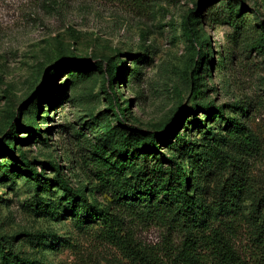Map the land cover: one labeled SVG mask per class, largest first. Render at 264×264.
Returning <instances> with one entry per match:
<instances>
[{
    "label": "rangeland",
    "instance_id": "374dc122",
    "mask_svg": "<svg viewBox=\"0 0 264 264\" xmlns=\"http://www.w3.org/2000/svg\"><path fill=\"white\" fill-rule=\"evenodd\" d=\"M228 4L239 13L229 17ZM195 13L204 31L197 28L187 37L185 26ZM263 30L264 0H0V143L13 121L22 140L13 145L14 160L0 154V163L13 168L24 156L44 178L43 187H36L18 166L13 172L0 170V236L8 241L16 237L15 251L40 264L120 261L114 249L79 229L63 211L66 195L53 169L42 165L54 163L69 187L83 190L89 203L95 199L99 208L109 205L110 195L98 180V150L103 144L110 147L119 131H127L108 111L105 74L61 73L54 81L61 92L36 112L31 108L46 91L50 70L77 59L120 68V79L112 86L119 108L125 109L123 123L142 133L161 132L180 106L189 108L193 102L213 101L225 119L236 118L242 107V121L260 146L257 155L248 158L249 197L264 195ZM194 36L203 40L212 60L211 67L205 63L198 72L201 93L193 92L198 51ZM186 121L193 123L186 115L173 134L181 132ZM207 126L222 133L225 124L215 117ZM34 131H40L41 141ZM191 140L200 142L202 135L195 130ZM252 204L247 199L243 208ZM42 234L53 236L41 244L36 237ZM163 234L154 225L137 230L150 244Z\"/></svg>",
    "mask_w": 264,
    "mask_h": 264
},
{
    "label": "trees",
    "instance_id": "16d2710c",
    "mask_svg": "<svg viewBox=\"0 0 264 264\" xmlns=\"http://www.w3.org/2000/svg\"><path fill=\"white\" fill-rule=\"evenodd\" d=\"M228 5L229 17L239 13L236 6ZM197 28L204 31L199 14L195 13L185 26L187 37ZM259 41L263 46L264 35ZM193 42L198 48L193 92L201 93L203 79L198 72L205 63L211 67L212 60L203 40H195L194 36ZM219 55L221 65V52ZM70 71L76 72L72 75L77 77L89 76L92 71L105 74L110 91L108 111L127 131H119L110 147L103 144L98 150V180L111 198L105 208H99L95 199L89 203L83 190L70 188L54 163L42 164L43 168L47 165L53 169L58 186L66 195L63 211L71 215L79 229L114 249L120 259L117 264H264V195L249 197L246 176L248 158L257 155L260 146L242 121L246 113L242 107L236 118L225 119L222 108L213 101L204 105L193 102L189 108L180 106L161 132L142 133L123 123L125 109L119 108L112 86L120 79V68L77 59L50 70L46 91L31 104L35 112L44 101L52 102L55 92H61L62 87L54 81ZM201 74L205 76L206 72ZM186 115L192 117L193 123L186 121L184 129L173 134ZM215 117L224 121L222 133H214L207 126ZM8 127L4 142L0 143V154L14 160L13 145L22 140L16 136V121ZM195 130L202 135V141L191 140ZM39 132L34 131L33 136L41 141ZM17 166L25 170L36 187L42 185L43 174L36 173L31 161L20 156ZM15 167L8 169L7 164L0 163L4 173L13 172ZM89 194L93 196L94 190ZM247 199L252 201V208H243ZM45 208L47 213L52 212V208ZM153 225L164 231L160 241H142L137 230ZM50 236L42 234L36 238L44 244ZM15 239L8 241L0 236V264H40L16 252Z\"/></svg>",
    "mask_w": 264,
    "mask_h": 264
}]
</instances>
